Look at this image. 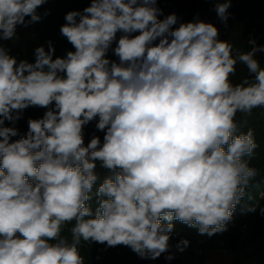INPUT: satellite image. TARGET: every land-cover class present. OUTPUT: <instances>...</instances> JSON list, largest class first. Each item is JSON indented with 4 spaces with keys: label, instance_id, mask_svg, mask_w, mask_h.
I'll list each match as a JSON object with an SVG mask.
<instances>
[{
    "label": "clouds",
    "instance_id": "obj_1",
    "mask_svg": "<svg viewBox=\"0 0 264 264\" xmlns=\"http://www.w3.org/2000/svg\"><path fill=\"white\" fill-rule=\"evenodd\" d=\"M45 2L0 0V39L40 21ZM230 6L215 4L222 22ZM161 14L157 0H91L65 15L60 33L75 50L64 57L53 59L49 42L34 63L18 62L0 46V264H85L81 241L156 259L169 250L174 220L208 237L227 231L258 175L254 132H238L236 116L264 106L254 58L264 46L250 40L241 52L212 23L173 28L176 14ZM118 32L119 63L106 58ZM238 63L252 79L233 83ZM29 107L46 111L21 134ZM97 118L103 142L93 135L85 145L84 126ZM97 164L110 174L93 191ZM72 221L69 240L62 229Z\"/></svg>",
    "mask_w": 264,
    "mask_h": 264
},
{
    "label": "trees",
    "instance_id": "obj_2",
    "mask_svg": "<svg viewBox=\"0 0 264 264\" xmlns=\"http://www.w3.org/2000/svg\"><path fill=\"white\" fill-rule=\"evenodd\" d=\"M224 0H157V6L162 10L160 19L167 15L176 14L178 27L180 23L191 22L195 19L212 23L218 29V39L228 41L241 52L250 51L253 47L250 40L255 41V46H264V0H230V13L228 20L222 22L214 10V6ZM91 0H46L39 6L37 14L40 21L28 24L27 31L16 36L11 46L5 47L17 61L27 60L35 62V49L43 46L47 51L49 42L55 48L53 59L64 57L68 51H74L73 46L60 33V28L66 23L65 15L69 11H82L90 6ZM30 20V17H28ZM123 33L118 32L116 41L106 54L110 61L119 63L112 49L116 47L118 39ZM139 33H132V36ZM158 42V41H157ZM264 55V51H261ZM252 79L245 65L238 63L236 73L231 77L233 83L243 79ZM46 111L41 107H29L23 111L22 118L16 123L21 134L28 130L29 118H41ZM94 119L84 126L85 145L90 142L93 135L98 136L103 142L104 131L97 130ZM236 122L238 132H247L252 129L257 148L249 161L250 166L258 170V175L250 181L246 195L240 200L232 220L227 222V231L214 234L211 237L199 235L197 229L174 220V231L170 236L169 250L156 259L141 258L130 247L117 245L109 247L98 242L81 241L80 253L85 264H207V254L210 252L231 251L234 256L233 264H264V214L260 208L264 207V106L254 108L250 113H237ZM5 126H12L5 121ZM18 137H13L15 140ZM99 179L96 187L110 174L97 164L95 169ZM95 208V198L89 202ZM249 205H257L256 212H247ZM75 221L66 223L62 235L71 239V227ZM181 239H187L189 245L184 251L176 247ZM173 256L168 260L166 257Z\"/></svg>",
    "mask_w": 264,
    "mask_h": 264
},
{
    "label": "rangeland",
    "instance_id": "obj_3",
    "mask_svg": "<svg viewBox=\"0 0 264 264\" xmlns=\"http://www.w3.org/2000/svg\"><path fill=\"white\" fill-rule=\"evenodd\" d=\"M264 68V55L263 53L257 52L254 57ZM234 256L231 251H219V252H210L207 254V264H233Z\"/></svg>",
    "mask_w": 264,
    "mask_h": 264
},
{
    "label": "water",
    "instance_id": "obj_4",
    "mask_svg": "<svg viewBox=\"0 0 264 264\" xmlns=\"http://www.w3.org/2000/svg\"><path fill=\"white\" fill-rule=\"evenodd\" d=\"M25 21H28V17H25ZM28 25L24 26V25H17L16 30H15V36L13 38L10 39H0V46L3 47H7V46H11L13 44V40L16 36L23 34L27 31ZM11 56L12 54L9 53Z\"/></svg>",
    "mask_w": 264,
    "mask_h": 264
}]
</instances>
